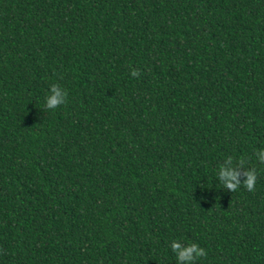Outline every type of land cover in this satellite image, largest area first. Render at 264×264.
Instances as JSON below:
<instances>
[{
  "label": "trees",
  "instance_id": "trees-1",
  "mask_svg": "<svg viewBox=\"0 0 264 264\" xmlns=\"http://www.w3.org/2000/svg\"><path fill=\"white\" fill-rule=\"evenodd\" d=\"M261 157L264 0H0V264H264Z\"/></svg>",
  "mask_w": 264,
  "mask_h": 264
},
{
  "label": "clouds",
  "instance_id": "clouds-1",
  "mask_svg": "<svg viewBox=\"0 0 264 264\" xmlns=\"http://www.w3.org/2000/svg\"><path fill=\"white\" fill-rule=\"evenodd\" d=\"M131 75L133 77H138L139 73L137 71H132ZM50 92L52 94L46 98L45 106L47 109H55L67 102V92L57 87L55 84L51 86ZM261 163H264V157H261ZM242 164L243 161L240 162L239 166H242ZM244 174L247 179L243 187L249 192L254 191L257 179L255 171H247ZM238 175V171L234 169L225 170L224 168H221L219 171V177L222 180L224 186L232 192H235L240 187V183L237 178ZM171 249L176 253V259L178 262H191L194 259L197 260L199 258H204L207 255L206 250L199 247L197 244H189L188 247L182 248L179 242L173 241L171 244Z\"/></svg>",
  "mask_w": 264,
  "mask_h": 264
}]
</instances>
